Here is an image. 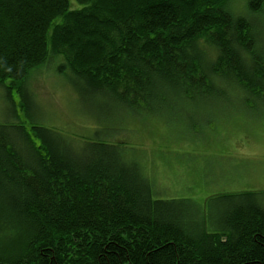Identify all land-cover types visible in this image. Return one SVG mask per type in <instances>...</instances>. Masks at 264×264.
Wrapping results in <instances>:
<instances>
[{"label":"trees","instance_id":"obj_1","mask_svg":"<svg viewBox=\"0 0 264 264\" xmlns=\"http://www.w3.org/2000/svg\"><path fill=\"white\" fill-rule=\"evenodd\" d=\"M74 1L0 0V89L14 120L0 124V264H264L255 194L220 230L189 231L114 140L80 147L27 112L31 77L60 59L58 73L119 123L170 112L214 132L238 104L264 105V0Z\"/></svg>","mask_w":264,"mask_h":264},{"label":"rangeland","instance_id":"obj_2","mask_svg":"<svg viewBox=\"0 0 264 264\" xmlns=\"http://www.w3.org/2000/svg\"><path fill=\"white\" fill-rule=\"evenodd\" d=\"M68 2L71 9H80L74 0ZM59 64L60 59L50 62L31 77L28 88L33 100L27 105L28 116L37 119L35 124L41 127L64 133L80 147L98 136L114 140L142 164L154 182L153 198L172 201L183 209L181 222L187 230H220L230 206L244 202L249 193L264 203L263 104L255 103L249 109L238 104L234 115L223 119L214 132L207 130L212 124L204 118L170 119V112L161 123H140L136 118L133 125L124 120L119 123V111L97 107L86 94L80 95L69 79L58 73ZM4 94L0 89V124L13 123ZM16 96L12 91L11 102L21 121H29L20 113ZM192 135L198 138L189 140Z\"/></svg>","mask_w":264,"mask_h":264}]
</instances>
